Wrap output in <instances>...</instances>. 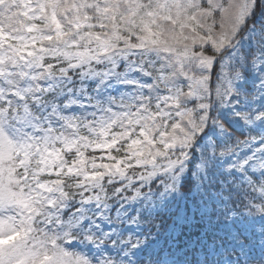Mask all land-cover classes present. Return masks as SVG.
Returning <instances> with one entry per match:
<instances>
[{"label": "snow or ice", "instance_id": "obj_1", "mask_svg": "<svg viewBox=\"0 0 264 264\" xmlns=\"http://www.w3.org/2000/svg\"><path fill=\"white\" fill-rule=\"evenodd\" d=\"M0 264H264V0H0Z\"/></svg>", "mask_w": 264, "mask_h": 264}]
</instances>
